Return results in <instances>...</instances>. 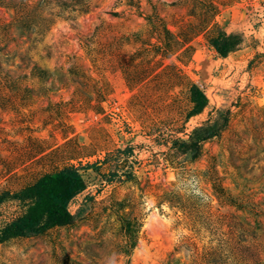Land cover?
<instances>
[{"label":"rangeland","instance_id":"374dc122","mask_svg":"<svg viewBox=\"0 0 264 264\" xmlns=\"http://www.w3.org/2000/svg\"><path fill=\"white\" fill-rule=\"evenodd\" d=\"M67 167L0 264H264V0H0V192Z\"/></svg>","mask_w":264,"mask_h":264},{"label":"trees","instance_id":"16d2710c","mask_svg":"<svg viewBox=\"0 0 264 264\" xmlns=\"http://www.w3.org/2000/svg\"><path fill=\"white\" fill-rule=\"evenodd\" d=\"M191 92L193 93V88ZM192 98L197 106L196 110L205 103L204 97L199 100L194 94ZM86 166L96 169L98 163L93 162ZM81 188L76 170L67 167L44 173L33 183L16 191L0 192V204L6 200H15L23 207L19 215L0 226V242L26 232H41L54 225L68 222L70 220L68 203ZM125 228H129V222Z\"/></svg>","mask_w":264,"mask_h":264}]
</instances>
